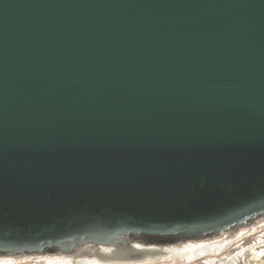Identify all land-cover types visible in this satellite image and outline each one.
I'll return each instance as SVG.
<instances>
[{"label": "water", "instance_id": "95a60500", "mask_svg": "<svg viewBox=\"0 0 264 264\" xmlns=\"http://www.w3.org/2000/svg\"><path fill=\"white\" fill-rule=\"evenodd\" d=\"M262 220L264 0H0V258Z\"/></svg>", "mask_w": 264, "mask_h": 264}, {"label": "bare ground", "instance_id": "6f19581e", "mask_svg": "<svg viewBox=\"0 0 264 264\" xmlns=\"http://www.w3.org/2000/svg\"><path fill=\"white\" fill-rule=\"evenodd\" d=\"M263 229L264 220L258 222L250 229H242L235 234L226 233L219 238L200 242L168 246L145 247L136 245L137 249L129 245L126 247L127 249H124L123 251L122 249L119 250L106 247H86L79 250L77 254L71 256H41L26 258L34 259L35 262H46L48 264H155L157 263L156 261L161 263L167 262L170 259L171 261L173 260L175 264H179L180 262L190 263L197 260V258L199 259L202 255H221L222 252H226L230 247L232 248L237 245L244 238L250 235H256V233ZM240 237L242 238L239 239ZM255 245L257 246V243H255ZM240 250V256H246V264H249L248 262L250 261L254 264H259L264 256V251L259 252L258 249L254 247H249L248 249L242 248ZM238 257L236 256V259H238ZM14 260L16 259L0 258V264H14ZM215 263H217V261L212 260V264ZM236 263L237 261L232 260L230 257H226L223 259L222 264Z\"/></svg>", "mask_w": 264, "mask_h": 264}, {"label": "rangeland", "instance_id": "374dc122", "mask_svg": "<svg viewBox=\"0 0 264 264\" xmlns=\"http://www.w3.org/2000/svg\"><path fill=\"white\" fill-rule=\"evenodd\" d=\"M252 227H250V228H252ZM241 238L242 237H240L239 239H241ZM261 238H264V229L260 230L258 233H256V235L254 234V235H250V236L244 238L237 245L233 246L232 248L230 247L229 250H227L226 252L225 251L222 252L221 255H217V256H214V254L202 255L199 259L197 258V260H194L193 262H190V263L180 262L179 264H212V260L217 261V263H215V264H222L223 259H225L226 257H230L232 260L237 261L236 264H246V262H245L246 256H240V253H241L240 249H242V248L248 249L249 247H254V248H257L259 252L264 251V243H263L264 239H261ZM255 243H257V246L255 245ZM236 256L237 257L239 256L238 259H236ZM14 261H15L14 264H16V263L17 264H48L46 262H35L34 259H27V258L16 259ZM156 262L157 263H155V264H175V262L173 260L171 261V259L168 260L167 262H161V263H158L159 261H156ZM248 263L254 264L252 261H250ZM259 264H264V256L262 258V261L259 262Z\"/></svg>", "mask_w": 264, "mask_h": 264}]
</instances>
